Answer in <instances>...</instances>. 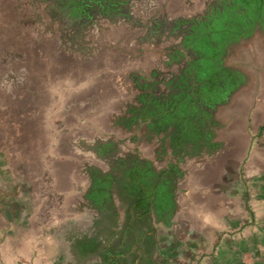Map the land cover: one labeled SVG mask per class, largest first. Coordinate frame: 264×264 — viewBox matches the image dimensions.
I'll return each mask as SVG.
<instances>
[{
  "label": "rangeland",
  "instance_id": "obj_1",
  "mask_svg": "<svg viewBox=\"0 0 264 264\" xmlns=\"http://www.w3.org/2000/svg\"><path fill=\"white\" fill-rule=\"evenodd\" d=\"M224 17L247 33L264 0H0V193L5 179L38 192L0 194V264L5 229L67 225L55 166L114 169L106 149L145 161L153 111L162 133L179 109L194 116L199 56L223 52Z\"/></svg>",
  "mask_w": 264,
  "mask_h": 264
},
{
  "label": "crops",
  "instance_id": "obj_2",
  "mask_svg": "<svg viewBox=\"0 0 264 264\" xmlns=\"http://www.w3.org/2000/svg\"><path fill=\"white\" fill-rule=\"evenodd\" d=\"M257 20L241 34L233 19L221 21L232 31L223 52L199 56L209 67L200 64L194 116L179 109L162 133L167 122L150 115L145 210L117 193L107 207L100 174L91 183L92 173L108 171L104 161L57 165L67 225L52 233L5 229L3 264H264V20ZM217 60L220 75L212 71ZM129 154L131 163L138 158L125 151L114 161ZM7 183L0 194L9 199L38 195L32 180Z\"/></svg>",
  "mask_w": 264,
  "mask_h": 264
},
{
  "label": "flooded vegetation",
  "instance_id": "obj_3",
  "mask_svg": "<svg viewBox=\"0 0 264 264\" xmlns=\"http://www.w3.org/2000/svg\"><path fill=\"white\" fill-rule=\"evenodd\" d=\"M106 151L107 149L103 153L105 161H114V156L120 153L119 149H114L110 152ZM131 159L132 157L130 154L127 157H119L114 164V169L100 173V193L106 200L108 208L113 206L111 203L115 197L113 192H116L122 201L128 203L129 206L133 208L145 210L147 207L148 171L146 162L143 159L140 160L138 157L131 163ZM125 166L128 167L125 168ZM121 167L123 168L122 170ZM137 181L141 184L139 190L135 187Z\"/></svg>",
  "mask_w": 264,
  "mask_h": 264
}]
</instances>
